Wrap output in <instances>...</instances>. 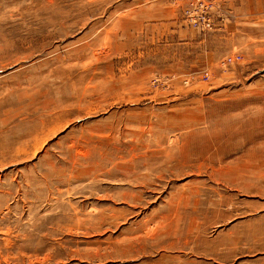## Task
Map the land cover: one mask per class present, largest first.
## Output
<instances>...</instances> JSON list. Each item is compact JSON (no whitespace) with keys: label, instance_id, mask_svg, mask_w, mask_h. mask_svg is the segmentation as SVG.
<instances>
[{"label":"rangeland","instance_id":"374dc122","mask_svg":"<svg viewBox=\"0 0 264 264\" xmlns=\"http://www.w3.org/2000/svg\"><path fill=\"white\" fill-rule=\"evenodd\" d=\"M216 1L0 0V264H264V0Z\"/></svg>","mask_w":264,"mask_h":264},{"label":"built area","instance_id":"2783aa9c","mask_svg":"<svg viewBox=\"0 0 264 264\" xmlns=\"http://www.w3.org/2000/svg\"><path fill=\"white\" fill-rule=\"evenodd\" d=\"M170 2L178 5L183 21L195 29L212 30L219 27V24L224 20L222 10H219L220 4L215 0H170ZM240 57L239 54L227 56L222 60V64H232L237 62ZM202 78L208 79V74L203 73Z\"/></svg>","mask_w":264,"mask_h":264},{"label":"crops","instance_id":"0c3cea01","mask_svg":"<svg viewBox=\"0 0 264 264\" xmlns=\"http://www.w3.org/2000/svg\"><path fill=\"white\" fill-rule=\"evenodd\" d=\"M216 1V0H215ZM218 4H220L221 2L220 1H216ZM227 8L230 10V7L228 6V4L226 5Z\"/></svg>","mask_w":264,"mask_h":264}]
</instances>
